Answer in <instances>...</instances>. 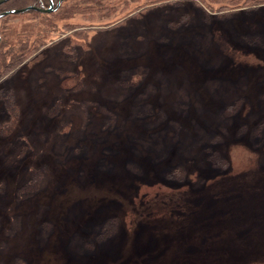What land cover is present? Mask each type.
Masks as SVG:
<instances>
[{
    "label": "rangeland",
    "instance_id": "obj_1",
    "mask_svg": "<svg viewBox=\"0 0 264 264\" xmlns=\"http://www.w3.org/2000/svg\"><path fill=\"white\" fill-rule=\"evenodd\" d=\"M230 2L78 15L0 84V264H264V5Z\"/></svg>",
    "mask_w": 264,
    "mask_h": 264
},
{
    "label": "trees",
    "instance_id": "obj_2",
    "mask_svg": "<svg viewBox=\"0 0 264 264\" xmlns=\"http://www.w3.org/2000/svg\"><path fill=\"white\" fill-rule=\"evenodd\" d=\"M170 0H10L0 6V84L8 79L18 68L27 61L36 58L47 48L48 37L59 30L58 23L70 21L78 15L89 16L94 20H111L116 15L124 14L116 23L117 26L124 25L130 18H139L149 11L158 8ZM206 7L208 4H217L219 0H194ZM237 0H231V9L235 7ZM51 3L54 10L44 13L42 10L49 9ZM250 3V0H247ZM248 4L244 9L256 8L264 5V0ZM222 5V0H220ZM240 8V7H239ZM237 8V9H239ZM240 8V9H241ZM227 10V8H226ZM18 11L15 14H8ZM126 12V13H125ZM225 13H232L225 11ZM7 14V15H4ZM17 16H32L34 23L27 34L28 38L15 41L13 31L8 27L10 21ZM98 18V19H96ZM95 24V23H94ZM114 24H110L111 27ZM71 30L72 25L63 26ZM10 97V98H9ZM9 103L13 96L10 94Z\"/></svg>",
    "mask_w": 264,
    "mask_h": 264
},
{
    "label": "water",
    "instance_id": "obj_3",
    "mask_svg": "<svg viewBox=\"0 0 264 264\" xmlns=\"http://www.w3.org/2000/svg\"><path fill=\"white\" fill-rule=\"evenodd\" d=\"M8 1H10V0H0V6L4 5V4L7 3ZM53 10H54V4L51 3L50 8H49V9H46V10H42V12H44V13H51ZM15 13H18V11H16V12L13 11V12H10V13H8V14H15ZM4 15H7V14H4ZM0 41H1V39H0Z\"/></svg>",
    "mask_w": 264,
    "mask_h": 264
}]
</instances>
